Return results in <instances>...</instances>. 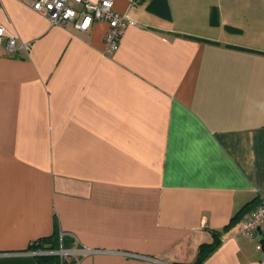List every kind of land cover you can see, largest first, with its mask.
Listing matches in <instances>:
<instances>
[{"label":"crops","instance_id":"0c3cea01","mask_svg":"<svg viewBox=\"0 0 264 264\" xmlns=\"http://www.w3.org/2000/svg\"><path fill=\"white\" fill-rule=\"evenodd\" d=\"M149 1L113 0L136 22L105 52L104 21L0 0L26 45L0 55V264H53L31 247L53 233L62 264H192L216 236L199 264H264V224L239 230L264 199V0Z\"/></svg>","mask_w":264,"mask_h":264},{"label":"built area","instance_id":"2783aa9c","mask_svg":"<svg viewBox=\"0 0 264 264\" xmlns=\"http://www.w3.org/2000/svg\"><path fill=\"white\" fill-rule=\"evenodd\" d=\"M33 10L46 16L51 24L62 27L72 25L77 30H87L94 22L107 24L103 36V50L111 52L118 48L121 34L125 27L136 20L128 12L114 9L113 0H19ZM1 9V4H0ZM26 45L17 39L16 34L0 24V55H15L17 50ZM264 224V199L242 221L239 230L242 234L252 235ZM58 255L74 253L72 250L58 249ZM47 254V253H39Z\"/></svg>","mask_w":264,"mask_h":264},{"label":"trees","instance_id":"16d2710c","mask_svg":"<svg viewBox=\"0 0 264 264\" xmlns=\"http://www.w3.org/2000/svg\"><path fill=\"white\" fill-rule=\"evenodd\" d=\"M146 10L159 16L164 19L171 18V11L169 8L168 0H150L147 2L145 6ZM210 23L211 25H216L218 23V12L216 6L211 8L210 12ZM227 30L231 31H239L238 28L232 26H225ZM218 237L209 242L202 243L199 247V252L195 261L192 264H199L203 257L207 255L210 251H212L218 245ZM72 245V239L65 238L63 235H59L58 233H53L48 237H42L37 241V243L31 245L32 249H40V250H56L59 248H70ZM39 262L42 263H53V264H62V260L57 254H41L37 256Z\"/></svg>","mask_w":264,"mask_h":264},{"label":"water","instance_id":"95a60500","mask_svg":"<svg viewBox=\"0 0 264 264\" xmlns=\"http://www.w3.org/2000/svg\"><path fill=\"white\" fill-rule=\"evenodd\" d=\"M59 253V251H53L52 252V254H58Z\"/></svg>","mask_w":264,"mask_h":264},{"label":"rangeland","instance_id":"374dc122","mask_svg":"<svg viewBox=\"0 0 264 264\" xmlns=\"http://www.w3.org/2000/svg\"><path fill=\"white\" fill-rule=\"evenodd\" d=\"M260 7L259 6H257V9H259ZM35 250H40V249H35Z\"/></svg>","mask_w":264,"mask_h":264}]
</instances>
